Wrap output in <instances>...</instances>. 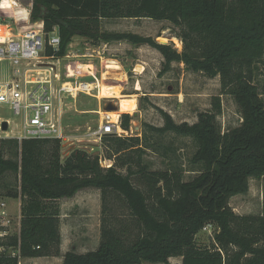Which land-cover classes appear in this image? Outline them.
Returning <instances> with one entry per match:
<instances>
[{
  "label": "trees",
  "instance_id": "obj_1",
  "mask_svg": "<svg viewBox=\"0 0 264 264\" xmlns=\"http://www.w3.org/2000/svg\"><path fill=\"white\" fill-rule=\"evenodd\" d=\"M118 19L170 23L178 28L181 52L150 37L102 30V22ZM29 21L42 22L46 40L53 33L59 38L56 50L45 45V57L63 59L74 37L146 45L161 55L164 72L175 62L218 77L220 95L193 124H177L162 110L161 127L144 124L158 136L193 142L186 170L193 177L186 181V171L175 162L165 170L149 169L143 156L161 145L147 137H104L105 159L112 161L107 168L79 149L61 161L56 139H0V198L20 200L19 235L8 244L18 246L23 259L58 256L57 202L96 189L102 223L115 195L136 233L130 238L128 226L115 229L107 218L98 247L84 254L67 251L61 264H170L171 258H180V264H264V208L258 215H237L229 206L232 197L248 192L250 179L264 177V101L255 84L257 67L264 66V0H32ZM223 95L234 101L241 119L226 132L218 122ZM130 122L129 114L120 115L122 131H129ZM161 156L167 158L165 152ZM206 225L215 227L211 243L198 246L196 235ZM0 264L17 261L2 258Z\"/></svg>",
  "mask_w": 264,
  "mask_h": 264
},
{
  "label": "rangeland",
  "instance_id": "obj_2",
  "mask_svg": "<svg viewBox=\"0 0 264 264\" xmlns=\"http://www.w3.org/2000/svg\"><path fill=\"white\" fill-rule=\"evenodd\" d=\"M22 9V7H19ZM10 13H1L0 20H7ZM102 30L108 32H129L141 37H150L162 45H169L178 53L182 50V44L178 39V28L168 22H158L149 19H118L102 22ZM162 37V38H161ZM102 43L94 44L88 39L75 38L67 49L69 58L64 57L58 62L57 59H45L44 51L40 54L38 61H32L27 69L38 68V77L42 70L48 65H54L63 80L65 73L76 74L80 81L93 82L92 75L98 80L99 91L112 90L115 96L106 98L95 96H78L75 99L63 98L60 104L62 112V127L67 140L60 144V158L63 161L68 154L76 149L87 152L90 156H98L100 166L107 168L112 161L105 159L106 144L103 138L87 142L84 135L88 130L97 127L98 114L105 111L118 112V102L121 98L133 97L137 107L131 116L128 132L122 131L120 126L114 135L147 137L151 143L160 144V148H149L143 156L144 162L152 171L165 170L168 162H175L185 171L188 170L187 161L194 152V144L189 138L177 137L172 134L158 136L151 133L144 127L147 124L152 127H161L163 120L160 110L168 113L177 124L196 122V115L210 109V100L220 95L219 78H208L200 73L187 71L183 64L172 63L167 71H163V58L154 49L142 45L133 46L126 42L110 43L106 49ZM99 50V54H94ZM94 51V52H92ZM91 57L82 58L83 55ZM8 62L1 63V66L8 67ZM50 63V64H48ZM91 64L92 75L82 76L80 66ZM10 65V64H9ZM23 65V64H22ZM22 65H10L9 70L20 68ZM36 65V66H34ZM107 66H110L108 68ZM119 67L114 71L113 67ZM24 67V66H23ZM112 67V68H111ZM5 69V68H4ZM75 70V71H74ZM112 71V72H111ZM81 72V73H80ZM118 76H117V75ZM84 75V74H83ZM103 77V80H102ZM34 78H28L33 80ZM115 79V80H114ZM255 84H257L261 98L264 101V66L259 65L256 70ZM33 86V85H28ZM118 91V94L116 93ZM222 112L218 117L222 132L236 128L240 125L241 119L237 112L234 101L229 96H220ZM112 108V110L110 109ZM118 115H121L119 113ZM112 116V115H111ZM120 120V119H119ZM10 121L6 130L1 129L3 122ZM22 117H16L8 106L0 105V139L5 136L18 135ZM120 124V123H119ZM13 138V137H12ZM75 139L82 140L78 143ZM164 147H170L175 152L165 151ZM165 152L167 156H161ZM124 173V170H122ZM193 177L190 172H185L184 181ZM136 183V181H133ZM7 204L12 215L17 216L19 199H7ZM61 212L60 233L61 244L59 255L47 257H61L65 252L72 251L78 254L94 251L100 243L101 229L104 223L109 222L115 229L120 224L128 226L129 237H134L135 230L129 223L128 212L120 198L111 195L109 198V211L103 222L102 204L100 192L96 189H85L78 192L71 199H62L57 202ZM229 206L237 215H258L263 213L264 208V177L249 180V190L244 195L234 196L229 201ZM20 208V207H19ZM107 218L109 221H107ZM215 232L211 226L202 229L195 238L198 246H209ZM24 260V259H23ZM180 258L169 259L170 264H180ZM22 264H35L27 260ZM150 264V263H142Z\"/></svg>",
  "mask_w": 264,
  "mask_h": 264
},
{
  "label": "built area",
  "instance_id": "obj_3",
  "mask_svg": "<svg viewBox=\"0 0 264 264\" xmlns=\"http://www.w3.org/2000/svg\"><path fill=\"white\" fill-rule=\"evenodd\" d=\"M33 28L21 31L15 38L0 36V62H8L10 65L27 66L32 61H38L40 54L47 44L53 50L57 49L59 38L55 33L44 37L42 22L33 23ZM108 44L102 43V48L106 49ZM94 52V51H92ZM99 54V50L94 54ZM66 58L69 56L66 54ZM91 57L83 55L82 58ZM45 59H54L44 57ZM57 60L56 62H58ZM50 64V63H48ZM55 66L48 65L42 70V75L36 74L33 80H26L24 84L10 80L0 82V105H6L16 117H22L19 127V134L12 137L18 140H67L62 127V112L60 104L63 98L75 99L78 96H95L91 93L99 92L98 80L92 75L93 82L80 81L79 75L65 73V80L62 79ZM38 68H35V70ZM29 71V69H26ZM13 73L18 75L20 68L13 69ZM91 76V75H89ZM33 85V86H28ZM37 85V86H36ZM99 118L97 127L88 130L84 135L87 142L96 141L103 136L114 135L120 126V115L113 120L110 112L97 113ZM7 127L10 124L6 121ZM121 136V135H119ZM11 137V138H12ZM78 143L82 140L75 139ZM20 204L16 217L5 198H0V259L13 258L17 264H22L23 258L20 255L19 247H12L8 244L10 237L18 236L20 231ZM210 227L206 225L204 229Z\"/></svg>",
  "mask_w": 264,
  "mask_h": 264
},
{
  "label": "crops",
  "instance_id": "obj_4",
  "mask_svg": "<svg viewBox=\"0 0 264 264\" xmlns=\"http://www.w3.org/2000/svg\"><path fill=\"white\" fill-rule=\"evenodd\" d=\"M1 1L2 0H0V2ZM31 1L32 0H30V2L28 0H11V1L6 0L5 1V3L7 4V6H6L7 11L0 10V14L1 13L2 14L8 13V12L10 14L7 15V17H6L7 20H5V19L0 20V36H5L8 38H15L19 35V33H21V31H25V30L33 28L34 24L29 21ZM19 7H22V9ZM25 13H26V15H25ZM75 38H79V37H74L72 40H75ZM1 63H5V62L1 61L0 64ZM9 66L10 65L8 64V67H6V66L0 67V82L15 80V81H18L20 84H24V82L26 80H28V78H31V77L35 76L36 74H38V69H36V70L35 69H29V71H26L27 65L23 64L20 73L18 75H15L13 73V71L9 70ZM34 66H36V65H34ZM80 67H81L80 68L81 70L82 69L86 70V71H81L84 74V75L82 74V76L92 75L93 66L91 64H86V65L80 66ZM102 80H103V77H102ZM99 87L102 88L103 86H99ZM114 92L115 91H112V90H106V91L100 90L98 92V97H101V98H106L107 96L117 97V95L113 94ZM117 94H118V92H117ZM132 99L135 100V98H133V97L121 98L118 102V108H119V104L121 103V101H130ZM134 111L135 110H133L131 112H124V113L131 114ZM118 112H113V113H118ZM9 123L11 124L10 121H9ZM5 137L9 138L10 136H5ZM61 218H62V216H61V212H60V217H59L60 222H61ZM61 237H62V235H61ZM24 260H27L29 262L35 261V264H61L62 263V256L61 257L59 256V257L28 258V259H24ZM24 260H23V262H24Z\"/></svg>",
  "mask_w": 264,
  "mask_h": 264
},
{
  "label": "bare ground",
  "instance_id": "obj_5",
  "mask_svg": "<svg viewBox=\"0 0 264 264\" xmlns=\"http://www.w3.org/2000/svg\"><path fill=\"white\" fill-rule=\"evenodd\" d=\"M6 1V0H5ZM5 1L1 2L0 4V10H5L7 11V4L5 3ZM11 1V0H10ZM162 38V37H161ZM108 68H110V66H107ZM112 68V67H111ZM114 71H119V67L115 66V68L113 67ZM75 71V70H74ZM112 72V71H111ZM118 92V91H117ZM116 92V93H117ZM105 93V92H104ZM107 94V93H106ZM137 107L136 101L134 99L130 100V101H121V103L119 104V108H118V113H112V118L113 120L116 119V117L118 116L119 113H124V112H131L133 110H135Z\"/></svg>",
  "mask_w": 264,
  "mask_h": 264
},
{
  "label": "water",
  "instance_id": "obj_6",
  "mask_svg": "<svg viewBox=\"0 0 264 264\" xmlns=\"http://www.w3.org/2000/svg\"><path fill=\"white\" fill-rule=\"evenodd\" d=\"M29 2H30V0H28ZM31 5V4H30ZM29 5V6H30ZM111 110H112V108H110ZM1 129L2 130H6L7 129V124H6V122H3V124L1 125Z\"/></svg>",
  "mask_w": 264,
  "mask_h": 264
},
{
  "label": "clouds",
  "instance_id": "obj_7",
  "mask_svg": "<svg viewBox=\"0 0 264 264\" xmlns=\"http://www.w3.org/2000/svg\"><path fill=\"white\" fill-rule=\"evenodd\" d=\"M25 15H26V13H25Z\"/></svg>",
  "mask_w": 264,
  "mask_h": 264
}]
</instances>
